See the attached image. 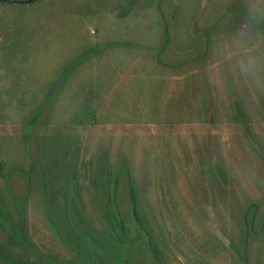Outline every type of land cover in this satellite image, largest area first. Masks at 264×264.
I'll return each mask as SVG.
<instances>
[{
	"label": "trees",
	"instance_id": "obj_1",
	"mask_svg": "<svg viewBox=\"0 0 264 264\" xmlns=\"http://www.w3.org/2000/svg\"><path fill=\"white\" fill-rule=\"evenodd\" d=\"M181 6L187 10L182 7L177 9L180 10L179 19L178 14L176 18L162 15L166 19L160 21L158 57L150 61V68L159 76L139 80L138 88L132 91L134 96L128 97L131 102L126 104L127 109L131 106L133 111L135 108L134 117H139L143 123L156 125L165 120L166 123H173L171 120L174 117L181 123L209 124L212 113L214 116H227V123L245 128L254 123V115L264 124V60L261 62L262 71L257 74L253 70L254 64H245L243 72L236 56L222 62L219 58V52L226 45L233 47L237 41L241 51L256 49L251 51L264 57V16L252 15L244 6L236 4L225 10ZM166 8L169 7L159 4L161 14ZM161 61L163 64L159 66ZM212 65L218 69L214 79L218 75L220 86L209 83L212 77L208 67ZM104 70L85 86L60 84L54 89L44 86L37 90L5 89L11 92L12 98L7 105L14 114L8 115L9 112L1 108L0 122L8 121L9 117L10 121L23 125L37 126L42 120L41 124H48L56 116L60 96L64 94L79 106L87 123L95 125V118L105 106L104 98L109 95L111 85L110 77ZM78 72L76 70L70 77L73 79ZM181 73L186 75L181 94L183 102L177 106L172 102L165 108L163 99L169 78L171 74ZM79 81L81 83V79ZM239 81L249 83L242 84L241 88ZM192 82L196 84L194 89H191ZM24 91H33L35 96L29 99ZM124 98L127 95L122 90L110 94L112 106L106 107V110L109 108L108 113L114 114L120 105H125ZM139 101H142L141 105ZM36 138L35 145L32 138L31 142L14 143L10 138L8 142H2L4 139L0 141V179L4 180L0 186V264H71L51 252L44 253L45 256L33 254L26 247L29 242L25 244L20 240L21 231L17 224L24 223L25 218L16 220L26 203H17L12 199L17 193L11 186V178L15 175L26 179L28 190L24 193L27 196L28 191L31 196L34 189L36 193H47L46 220L49 225L60 229L61 232L56 230L62 237L67 234L71 241L78 238L83 251L81 255L73 251L71 262L75 264H85L81 256L92 257L90 264H180L179 254L189 258L184 249L187 242L184 236L185 233L193 235L189 221L197 209L203 218L209 212L214 214L222 234L235 249L234 253L229 250L203 220L201 229L197 228L202 239L200 249L192 251L188 264H259L258 258L263 253H256L255 239L264 234V134H253L254 155L260 166L258 178L254 180L255 195L237 179V174L225 162L218 143L203 141L196 148L195 160L187 154L191 174L195 177L190 195L193 203L186 200L180 202L177 198L179 188L176 178L181 170V157L173 152L170 144L167 147L170 157H164L162 169H159L162 177L157 180L149 171L139 176L133 158L120 165H114L109 159L101 162L96 149L88 158L89 147L85 153H81V149L77 151L73 163L67 165L68 172L62 168L46 180L45 169L38 162L46 143L43 139L39 141L38 136ZM184 146L181 145V148ZM33 148L38 155H33ZM67 148V141H64L60 149L67 153ZM3 152L14 156L22 154L24 161H17L16 157H2L5 156ZM154 161L159 167L158 153ZM52 162L58 169V165ZM195 169L196 174L193 173ZM185 204L186 209L180 207ZM223 249L229 252V261L222 258Z\"/></svg>",
	"mask_w": 264,
	"mask_h": 264
},
{
	"label": "rangeland",
	"instance_id": "obj_2",
	"mask_svg": "<svg viewBox=\"0 0 264 264\" xmlns=\"http://www.w3.org/2000/svg\"><path fill=\"white\" fill-rule=\"evenodd\" d=\"M163 1L165 0H34L21 4L1 3L3 6H0V110L4 108V111L9 112L8 115L11 111L7 102L12 97L11 92L5 90L6 87L37 90L44 86L48 89L50 87L48 80H53V83H56L55 87L57 85L60 87L62 76L66 74L67 79V75L75 72L74 69H78L79 72L73 76V79H70L71 84L74 85L73 81L80 78L81 83L78 85L85 86L90 84L91 79L95 80L91 74L97 72L99 62L102 69H105V63L110 62L112 71L117 73L114 82L110 85L111 91L108 89L109 95L104 98L105 106L100 109L101 113L99 112L100 114L95 118L97 124L87 123L79 106L62 94L57 114L52 120L49 119L51 121L48 124H41L44 121L42 120L37 123V126L23 125L16 121L18 119H15L16 122H12L8 117V121L0 122V141L4 139L2 137H5L2 142H8V138L14 143L24 140L31 142L32 138V143L35 145L37 136L39 141L43 139L46 147L38 157V162L45 169L46 180L50 179V174L53 176L55 175L53 173H59L58 170L62 168L68 172L67 165L73 163L77 151L81 149V153H85L87 147H89L88 158L96 149L101 162H106L109 159L114 165H120L133 158L135 169L140 173L139 176L147 174L149 171V174L154 176V180H157L162 177L159 169L164 157H170L167 151L170 144L173 152L181 157V162L179 161L181 170L177 172L176 178L180 191L177 193V198L180 202L186 200L190 203L192 202L191 188L195 177L191 174L186 156L187 154L192 155L191 157L195 160L197 146L202 145L205 140L213 141L219 144L225 162L237 174V179L254 194V180L258 178L260 166L254 155L253 134H264V124L259 122L257 115L253 114L254 123L247 128L243 125L227 123V116H214V113L211 114L209 124L181 123L177 121V117H174L171 120L174 124L166 123L165 120L164 123L156 125L141 122L139 117H134L132 114L137 110L134 108L132 111L131 106L127 109V105L131 102L128 97L134 96L132 91H136L141 78L152 77L155 79L159 76L157 71L150 68V61L154 57H158L161 38L158 30L160 21L166 19L163 16L169 15V17L176 18L177 14H180V10L177 9L182 7L181 5L198 6L201 9L206 8L207 5L225 10L228 6L236 4L246 7L252 15L262 17L264 16V0H196L198 3L193 0L184 1L175 6L165 4ZM160 3L169 7L162 14L159 9ZM172 8L174 9L172 10ZM182 9L187 10L186 7H182ZM125 15L126 17H124ZM180 17L181 15L178 16V19ZM237 42L233 47L227 43L226 48L219 52L221 62L236 56L243 72L245 64H254L253 70L259 74L262 71L261 62L264 60L261 58L264 57L257 55L256 51H251L256 49L241 51ZM99 50L101 52L92 56L95 51ZM71 54L75 55L74 57H79L68 59L67 57ZM94 58L97 59L96 64ZM143 58L147 60H143ZM162 64L161 61L158 65ZM208 68L210 77H212L210 85L214 83L220 86L218 75L214 79V74L218 72L216 65ZM147 69H149V73ZM53 72L55 75H52ZM185 76L182 73L180 75L171 74L163 99L165 108L172 102L176 106L179 102H183L184 98L181 94L185 87L183 82ZM248 83L239 81L241 88L242 84L245 86ZM190 85L191 89L196 86L195 82ZM121 90L127 95V98L123 100L125 105H120L116 113L109 114V108L106 110V107L112 106L109 99L110 94ZM23 93L27 94L29 99L35 96L33 91H24ZM141 103L142 101L138 102L139 105ZM164 119H167L166 116ZM64 141H67V153L61 150L62 148L60 149ZM183 144L185 146L181 148ZM56 149L59 151L57 152ZM3 153L5 156L2 157L7 159L16 157L17 161H24L22 154L14 156L7 152ZM29 153L32 154V151L29 150ZM157 153L160 157L159 167L154 161ZM33 155H38L35 154L34 148ZM168 159L170 160V158ZM35 161L37 162V159ZM50 161L57 164L58 169ZM48 164L50 165L48 166ZM193 173L196 174L197 169ZM7 174L10 172L7 171ZM3 181L1 178L0 186ZM26 184L27 181L23 176L15 175L11 178L12 189L17 192L12 199L17 203H26L25 209L23 212L19 211L18 220H16L25 218L24 223L17 224L18 230L22 232H20V240L25 244L29 242L26 247L33 254L43 256L44 253L51 252L52 255L75 264L71 262L73 251H77V254L83 251L78 238L71 241L66 237L67 234L62 237L59 235L60 229L49 225L46 220L47 193L39 191L36 193V189H34V193H30L31 196H29L28 191L27 196L24 193L28 190ZM46 185L44 186L46 187ZM194 190L199 192V189L194 188ZM180 207L186 209L187 205ZM184 214L182 213V215ZM165 216L167 218V214ZM201 217L200 210L197 209L189 221L193 235L185 233L184 236L187 241L184 243L186 246L184 249L189 258L185 259L183 253L179 254L178 263L180 264H188L187 261H191L192 251L194 253L196 249H200L199 243L202 239L199 237L197 228L201 229L200 225H203V220L205 225L210 226L213 233L234 253L235 246L222 234L220 224L214 214L209 212L205 218ZM59 236L64 244L60 242ZM255 241L256 253H263L258 258V263L264 264V234ZM65 245H68L69 248ZM78 247L81 248L80 251L77 250ZM222 252L224 254L222 258L229 261V252H224V249ZM81 258L85 264H90V260H93L90 256H81ZM217 262L220 263V261Z\"/></svg>",
	"mask_w": 264,
	"mask_h": 264
},
{
	"label": "crops",
	"instance_id": "obj_3",
	"mask_svg": "<svg viewBox=\"0 0 264 264\" xmlns=\"http://www.w3.org/2000/svg\"><path fill=\"white\" fill-rule=\"evenodd\" d=\"M34 0H13V1H0V6H3L1 3H10V4H21V3H29V2H33ZM184 1H186V2H189V1H193V0H165V1H163L165 4L167 3V4H170V5H173V6H175V5H179L180 3H183ZM195 1V3H198L196 0H194ZM202 1V0H201ZM205 1V0H204ZM214 6H216V5H214ZM206 8H208V6L206 5L205 6ZM220 7V6H219ZM246 8V7H245ZM124 21L126 22V19H124ZM101 50V49H100ZM95 51V53L92 55V56H95L96 54H98L99 52H101V51ZM75 56V55H74ZM73 56V54H71V55H69L67 58L68 59H71V58H75V59H77V57H79V56H76V57H74ZM1 58V57H0ZM79 60H81V59H79ZM96 58H94V62H95V64H96ZM99 66L97 67V72L96 73H94V74H91L93 77H96V76H98V75H100L101 74V72H102V67H101V63L99 62V64H98ZM78 66V63H77V65H76V67ZM105 70L104 71H107V73H106V76L109 78L110 77V82H111V84L114 82V80H115V78H116V71H112V65H111V63L110 62H107V63H105ZM75 68V67H74ZM75 71H76V69H74ZM78 70V69H77ZM69 72V71H68ZM73 73H75V72H73ZM73 73H70L69 75H67V79H66V74H64V76H62V78H61V84H71V82H70V76L73 74ZM52 75H55L54 74V72L52 73ZM73 83H74V85H78V84H80V81H77V82H75V81H73ZM48 84H49V88L50 89H54L55 88V85H56V83H53V80L52 81H50V80H48ZM58 84V83H57ZM9 85V84H8ZM71 85H73V84H71ZM9 86H11V84L9 85ZM6 89H14V88H12V87H6Z\"/></svg>",
	"mask_w": 264,
	"mask_h": 264
}]
</instances>
